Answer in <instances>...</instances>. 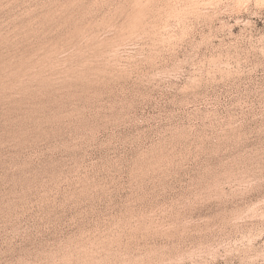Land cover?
Returning a JSON list of instances; mask_svg holds the SVG:
<instances>
[{
  "label": "rangeland",
  "instance_id": "obj_1",
  "mask_svg": "<svg viewBox=\"0 0 264 264\" xmlns=\"http://www.w3.org/2000/svg\"><path fill=\"white\" fill-rule=\"evenodd\" d=\"M0 264H264V0H0Z\"/></svg>",
  "mask_w": 264,
  "mask_h": 264
}]
</instances>
